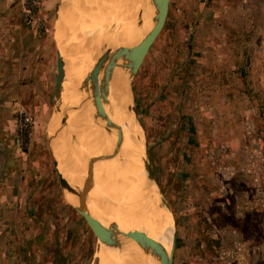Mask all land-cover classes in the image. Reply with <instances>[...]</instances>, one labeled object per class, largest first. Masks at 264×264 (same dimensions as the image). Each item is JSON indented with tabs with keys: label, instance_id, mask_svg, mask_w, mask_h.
I'll use <instances>...</instances> for the list:
<instances>
[{
	"label": "rangeland",
	"instance_id": "374dc122",
	"mask_svg": "<svg viewBox=\"0 0 264 264\" xmlns=\"http://www.w3.org/2000/svg\"><path fill=\"white\" fill-rule=\"evenodd\" d=\"M7 1H20L18 14L36 45L53 34L61 15L75 34L67 0ZM128 1L124 10L115 4L124 16L132 15ZM93 4L98 18L107 4ZM79 9L82 14L86 8ZM104 15L109 19L106 10ZM129 19L120 28L124 36L139 28L140 21ZM99 41L85 49L87 57L98 58L95 67L99 55L103 62L110 46L119 45L114 38ZM60 46L54 66L39 62L38 54L30 66L20 52L8 73L12 87L0 105L13 103L15 141L26 166L0 185L3 264H98V227L63 185L48 145V128L52 121L60 124L55 117L64 112L57 96L63 89L60 63L63 69L69 61ZM136 66L138 60L126 69L127 100L133 109L135 104L149 167L172 211L174 264H264V0H170L134 76ZM21 112L32 119L24 147L18 138ZM69 162L81 183H88ZM6 170L7 164L0 169Z\"/></svg>",
	"mask_w": 264,
	"mask_h": 264
},
{
	"label": "bare ground",
	"instance_id": "6f19581e",
	"mask_svg": "<svg viewBox=\"0 0 264 264\" xmlns=\"http://www.w3.org/2000/svg\"><path fill=\"white\" fill-rule=\"evenodd\" d=\"M161 1L133 0L129 7L132 15L127 14L129 9L126 6L128 12L124 16L115 6L117 2L124 10V0H79V3L76 0L79 5L75 6V0H67L70 10L66 8L65 12L69 11L70 17H67L73 21L75 34L67 31L63 15L59 16L56 25L60 54L69 62L67 67L61 68L63 89L60 88L57 95L64 112H60L61 116H56L55 120L60 117L61 123L52 121L49 132L54 138L55 156L60 160L61 169L74 186L89 192L90 211L105 226L98 233V264H170L175 237L173 215L151 173L144 131L127 100L131 82L126 74L127 67L138 60L142 49L152 38ZM94 2L107 4L105 8L98 7L101 14L98 18L95 17L98 14ZM74 7L78 8L77 11ZM79 8L86 9L80 14ZM105 10L110 15L107 20L104 18ZM138 15L142 20L138 19ZM130 17L140 21L139 28L135 27L131 34L124 36L120 28L124 27L126 18L127 22L130 21ZM81 21L84 23L80 25ZM88 23H93V26L89 27ZM119 30L122 36H118ZM113 38L117 45V41L119 45L124 41L125 45L121 58L110 65L111 80H108L104 77L101 55L95 67L98 63L95 59L98 58L87 57L85 52L88 50L85 49L99 40L111 43ZM110 48L113 49L112 46ZM89 70H92L91 73ZM81 87L83 91L78 93ZM116 125L122 127L120 132ZM75 137L77 143L70 145L64 142L71 138L73 141ZM79 140L84 142V147ZM70 158L88 183H81L75 167L69 162ZM68 163L70 169L67 168ZM92 199L101 200L107 207H101L98 201L93 203ZM113 224L129 234L111 232L107 228ZM152 240H156L160 256L154 253Z\"/></svg>",
	"mask_w": 264,
	"mask_h": 264
},
{
	"label": "crops",
	"instance_id": "0c3cea01",
	"mask_svg": "<svg viewBox=\"0 0 264 264\" xmlns=\"http://www.w3.org/2000/svg\"><path fill=\"white\" fill-rule=\"evenodd\" d=\"M20 8V1L0 0V89H6L5 91L0 90V104H2L1 100L3 96L9 97V89L12 85L8 82L10 81L8 73L16 69V55L18 56L21 52L23 56L28 58L26 62L30 65L33 58L38 54L39 62L44 60L45 65L50 64V66H54V58L59 49V43L56 39V25L59 16L55 20L53 34L48 37L44 36V39L40 40L38 45H36L34 42H31L32 34L30 35L28 32L29 28L23 25L21 17L18 14ZM26 62L24 61L23 64H26ZM5 104L8 106L4 107L0 105V169L7 164V170L2 173L0 171V185L10 184L15 176L22 175L21 171L26 166L25 162L21 160L22 155L20 154H23V152L21 153L15 141V122L13 113L12 111L10 112L11 104L13 103L7 100ZM50 127L48 128V132ZM50 137L49 132L48 145L52 154ZM8 169H11L12 172H9ZM6 177L7 182L3 179ZM2 259L0 256V264L4 263Z\"/></svg>",
	"mask_w": 264,
	"mask_h": 264
},
{
	"label": "water",
	"instance_id": "95a60500",
	"mask_svg": "<svg viewBox=\"0 0 264 264\" xmlns=\"http://www.w3.org/2000/svg\"><path fill=\"white\" fill-rule=\"evenodd\" d=\"M169 3H170V0H162L161 1V6H160V10H159V13H158V16H157V19H156V22H155V25L153 27V35H152V38L151 40L149 41V43L147 44V46L142 49L140 55H139V58H138V66H136V69H135V74L137 73V70L142 62V59L145 55V52L146 50L148 49V47L150 46V44L153 42L154 38L156 37V35L158 34V32L161 30L164 22H165V19L168 15V10H169ZM124 41L121 43V45H119L118 47H116L115 49H111L108 54L106 55L105 59H104V62H103V72H104V77L108 80H111V73H110V65L112 62L114 61H117L121 58V55H122V52L124 50ZM63 62L60 63V65L62 66ZM61 66H60V69H61ZM58 79H59V76H58ZM57 86H58V80H57ZM134 110L136 111V107H135V104H134ZM116 128H118L119 132L122 130V127L121 126H118L116 125L115 126ZM76 139L77 137H75L73 139V141H71V144H73L74 142H76ZM50 149H51V152H52V155L54 157V163L58 169V172L60 174V177H61V181L63 183V185L68 189V191L74 195H76L78 198H79V206L81 207V209H83V212L88 216V217H91L92 220L96 223L97 227H98V233H99V229L101 227H105L102 222L97 219V218H94V216L91 214V209H90V206L88 205V202L90 200V194L88 191H85L79 187H76L74 186L70 181V177L67 176L66 174H64L63 170L61 169V165H60V160H58L55 156V144H54V138L53 137H50ZM152 173V172H151ZM93 203L94 201H98L100 206L103 207V208H106L107 204L105 205L101 200H94L92 199ZM108 230H110L111 232L115 233V234H122V235H128L129 232H123V231H120L119 227L117 224H113L111 225L109 228H107ZM152 246H153V250H154V253L157 255V256H160V251H159V248H158V245L156 243V240H152ZM175 250H176V237H174V246H173V249H172V252H171V259H170V264H174V254H175Z\"/></svg>",
	"mask_w": 264,
	"mask_h": 264
},
{
	"label": "built area",
	"instance_id": "2783aa9c",
	"mask_svg": "<svg viewBox=\"0 0 264 264\" xmlns=\"http://www.w3.org/2000/svg\"><path fill=\"white\" fill-rule=\"evenodd\" d=\"M17 125L19 128L18 138L21 146H25L28 144L30 135H31V128H32V119L30 116L21 112L19 117L17 118Z\"/></svg>",
	"mask_w": 264,
	"mask_h": 264
}]
</instances>
